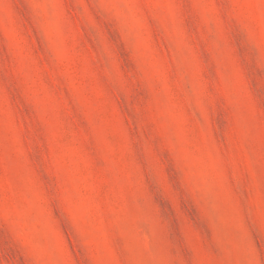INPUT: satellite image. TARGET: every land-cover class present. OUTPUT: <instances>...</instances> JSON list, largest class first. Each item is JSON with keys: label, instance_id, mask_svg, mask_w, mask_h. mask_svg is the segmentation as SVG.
Listing matches in <instances>:
<instances>
[{"label": "rangeland", "instance_id": "obj_1", "mask_svg": "<svg viewBox=\"0 0 264 264\" xmlns=\"http://www.w3.org/2000/svg\"><path fill=\"white\" fill-rule=\"evenodd\" d=\"M0 264H264V0H0Z\"/></svg>", "mask_w": 264, "mask_h": 264}]
</instances>
